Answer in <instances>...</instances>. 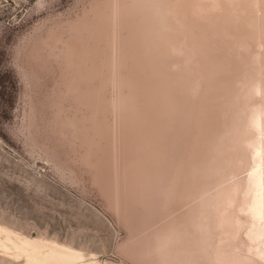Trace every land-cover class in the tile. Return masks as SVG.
Returning a JSON list of instances; mask_svg holds the SVG:
<instances>
[{
	"label": "bare ground",
	"instance_id": "bare-ground-1",
	"mask_svg": "<svg viewBox=\"0 0 264 264\" xmlns=\"http://www.w3.org/2000/svg\"><path fill=\"white\" fill-rule=\"evenodd\" d=\"M34 33L31 139L124 229L116 251L264 264V0H85ZM0 247L98 264L10 234Z\"/></svg>",
	"mask_w": 264,
	"mask_h": 264
},
{
	"label": "rangeland",
	"instance_id": "rangeland-1",
	"mask_svg": "<svg viewBox=\"0 0 264 264\" xmlns=\"http://www.w3.org/2000/svg\"><path fill=\"white\" fill-rule=\"evenodd\" d=\"M84 1L0 0V239L40 240L61 252H81L86 262L134 264L115 248L124 229L98 198L58 171L30 135L29 102L38 93L23 47L38 27L66 18ZM52 79L45 77L46 88ZM0 264L27 262L0 247Z\"/></svg>",
	"mask_w": 264,
	"mask_h": 264
}]
</instances>
